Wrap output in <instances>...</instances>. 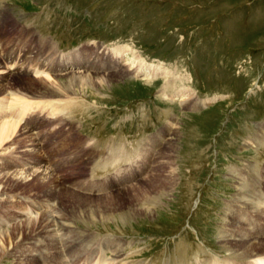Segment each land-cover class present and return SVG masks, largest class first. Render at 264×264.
<instances>
[{
  "label": "rangeland",
  "instance_id": "374dc122",
  "mask_svg": "<svg viewBox=\"0 0 264 264\" xmlns=\"http://www.w3.org/2000/svg\"><path fill=\"white\" fill-rule=\"evenodd\" d=\"M40 40H48L46 51ZM0 43L8 49L0 48V66L14 48L23 50L21 61L50 50L57 61L77 60L72 69L51 68L61 74L54 85L60 92L56 99L41 100L58 105L76 100L73 111L69 105L61 110L62 118H50L48 109L36 105L42 86L53 89L43 74L21 68L2 88L27 98L26 105L15 103L21 131L0 147V166L11 158L32 160L33 169L45 164L61 184L75 189L72 193L92 199L138 184L148 197L131 200V190L116 195L114 205L64 195L47 202L40 184L29 177L0 196V219L25 215L27 207L42 213L46 208L39 205L47 203L61 223L55 231L66 251L62 264L78 261L77 253L85 249L96 251L93 262L104 253L109 259L104 264H196L239 255L230 245L236 239L235 216L252 220L254 212L264 214V203L244 202L264 200V132L258 133L264 127V0H0ZM135 60L139 70L129 73ZM83 64L105 74V81H78L65 93L71 79L66 73L82 71ZM33 139L41 142L40 152ZM92 143L103 153L113 144L124 145L121 163L95 167L81 154ZM44 157L47 162L41 163ZM106 182L119 183L118 189L85 192L84 184ZM99 202L103 206L96 207ZM34 238L35 251L44 243L54 247L46 234ZM20 240L8 246L0 264H16L15 252L32 245L23 240L14 250ZM42 250L36 254L51 260L53 251ZM83 259L91 262L89 256Z\"/></svg>",
  "mask_w": 264,
  "mask_h": 264
},
{
  "label": "bare ground",
  "instance_id": "6f19581e",
  "mask_svg": "<svg viewBox=\"0 0 264 264\" xmlns=\"http://www.w3.org/2000/svg\"><path fill=\"white\" fill-rule=\"evenodd\" d=\"M26 25V24H25ZM27 31V30H26ZM37 37V36H36ZM21 38H23V36H21ZM41 38V37H40ZM41 43H42V40H40ZM39 41V43H40ZM48 40H44L42 45H41V48H43L42 50H45L46 51V47L49 45L47 43ZM38 42V41H37ZM38 43V45H39ZM40 43V44H41ZM1 44V43H0ZM22 44L24 46H26L27 50H29L28 46H30V42L29 40H24L22 42ZM35 44V43H34ZM52 44V43H50ZM2 45V44H1ZM36 45V44H35ZM52 46V45H51ZM37 47V46H36ZM49 47V46H48ZM55 47V46H54ZM3 48V46L1 47V49ZM56 48V47H55ZM4 50H7L6 48H3ZM52 49V47H51ZM125 49V48H124ZM129 49V48H128ZM13 50H15L13 52L12 55H7V57L9 58V62H6V63H3L1 66H0V95H3L4 98H0V147L4 145H7L6 144V141L9 137H11L16 131H21V129L18 127L19 126V120L21 122V116L20 118L18 117V119L15 120V111L16 109L14 108L15 107V103H18V105H22L25 103L27 96L22 93H13V92H10L9 90L8 91H5L4 89V86H6V84L8 85V81L10 78H12V76H17L19 73V70H21V68L23 69H30V70H33L32 72L34 73H37L39 75H42L45 76V78L47 79H51L50 81H52V85L53 86V89L51 87H48L49 84L46 83V85L48 86H42L45 90H43V92H40L38 94H35L36 96H38L37 98L40 99V101L37 102L36 105H40L42 104L43 108L42 109H48L47 111L49 112V115L52 116L50 118H62L60 117L61 115L60 112L61 110H63L64 108L67 107V105H69L70 108H72V111L73 109L75 108V101H66L64 102L65 104H61V105H58V104H55V103H50L49 101H52L51 99L48 101H41L43 97H46V96H56V95H59V92L60 90L58 91L54 85L56 84L55 80H57V76L61 75V74H57L55 73L56 70H52L51 68H54V66L57 67V69H59V67L61 68H64V67H67V66H70V68L72 69V67L74 65L77 64V60L74 59V62L72 60V58H67L65 60V62H60V61H57L56 60V57H55V51H49V52H46V54L41 51L39 54L36 53L35 57L32 58L30 57V59L26 60V61H21L20 60V57H21V49H16L14 48ZM39 50V48H38ZM126 50V49H125ZM17 51V52H16ZM127 51V50H126ZM38 52V51H37ZM56 60V61H55ZM134 61V60H133ZM73 62V63H72ZM7 63H11L10 64V67L13 66L15 69L14 71H10ZM136 64V60H135V63ZM82 65V64H81ZM85 64H83L82 66V71L79 70V71H73V70H70L68 71L66 74H69L70 75V78L69 79V84H68V87L66 88H63V91H65V93H69V90H71V88H73L74 84L77 83L78 81L79 82H92L94 85L97 84V82L95 80H99V81H105V77H103L105 74L101 73V72H98L96 74H94L92 72V70H88L86 68V66H84ZM131 67V66H130ZM129 67V68H130ZM139 62L134 66V68L132 69H129L128 72H132V73H136L138 70H139ZM165 67V66H164ZM80 72H82L83 74H79ZM77 73L79 75H77ZM161 73L163 74L164 73V70L161 71ZM154 72L151 73L150 76H153ZM170 74V72H165V75L164 76H167ZM155 75V74H154ZM63 76V75H62ZM160 76V75H159ZM19 77V76H18ZM149 77V76H148ZM151 78V77H150ZM13 79V78H12ZM11 79V80H12ZM31 79V78H30ZM37 79V78H36ZM43 79V78H41ZM47 79H44L47 81ZM27 80V79H26ZM32 80V79H31ZM35 80V79H34ZM42 80V81H44ZM21 81V80H20ZM29 81V79H28ZM49 81V82H50ZM175 81V80H174ZM17 83V82H16ZM22 83V82H21ZM31 83V82H30ZM39 83H40V80H39ZM38 83V85H39ZM44 83V82H43ZM103 83V82H102ZM15 84V83H14ZM13 84V86H14ZM42 84V83H41ZM40 84V85H41ZM65 84V83H64ZM81 84V83H80ZM92 84V85H93ZM98 84H100V82H98ZM168 84V83H167ZM43 85V84H42ZM67 85V84H66ZM64 85V86H66ZM90 85V84H89ZM170 85V84H169ZM168 85V86H169ZM59 86V84H58ZM57 86V88H58ZM167 86V87H168ZM24 87V86H23ZM26 87V85H25ZM37 87V86H36ZM39 87V86H38ZM60 87V86H59ZM63 87V86H62ZM82 87V86H81ZM20 88V87H19ZM14 89V88H13ZM39 89V88H38ZM42 89V88H41ZM164 89V87H163ZM21 90V89H20ZM26 90V88H25ZM33 90V89H31ZM40 90V89H39ZM38 90V91H39ZM62 89H61V93L63 92ZM35 92V91H34ZM73 92V90H72ZM183 92V91H182ZM37 93V92H36ZM60 93V94H61ZM32 94V93H30ZM183 94V93H182ZM24 96V97H23ZM33 96V95H32ZM31 96V97H32ZM57 97V96H56ZM33 98V97H32ZM55 98V97H54ZM53 98V100H55ZM65 98V97H64ZM77 98V97H75ZM74 98V99H75ZM66 99V98H65ZM64 99V100H65ZM70 99V98H69ZM72 99V98H71ZM12 101L14 102L13 104H11L12 108L11 107H7V105L9 104L8 101ZM58 100V99H57ZM56 100V101H57ZM63 100V99H62ZM59 101V100H58ZM196 102V101H195ZM58 103V102H57ZM71 103V104H70ZM197 103V102H196ZM34 104V105H35ZM82 104V103H81ZM26 105V103H25ZM31 105H33V103H31ZM73 107H71V106ZM79 106V105H78ZM19 108V107H18ZM25 109L29 108V107H24ZM23 108V110H24ZM32 108V107H31ZM29 108L30 110H33ZM37 108V107H36ZM15 109V110H13ZM67 109V108H66ZM68 110V109H67ZM39 111V110H38ZM42 111V110H41ZM34 112V111H32ZM21 113V111H20ZM27 113V112H26ZM44 113V112H43ZM25 114V113H23ZM41 114V112H40ZM48 114V113H47ZM45 115V114H44ZM168 124V123H167ZM175 125V124H173ZM171 128V127H170ZM172 129V128H171ZM174 129V127H173ZM260 130H258V133L261 135L262 132H264V127L262 128H259ZM23 130V129H22ZM25 130V129H24ZM27 131V130H26ZM23 132V131H22ZM29 132V131H27ZM170 132L169 129L167 131V133ZM175 132V131H174ZM15 135V134H14ZM18 135V134H17ZM20 136V134H19ZM263 136V135H262ZM13 137V136H12ZM16 137V136H14ZM26 137V136H24ZM256 137V136H255ZM21 138V137H20ZM19 138V139H20ZM27 138V137H26ZM252 139V138H251ZM262 139V138H261ZM10 140V139H9ZM12 140V138H11ZM18 140V139H17ZM21 140V139H20ZM19 140V141H20ZM24 140V139H22ZM21 140V141H22ZM27 140V139H26ZM29 140V139H28ZM27 140V141H28ZM18 141V142H19ZM20 141V143H21ZM31 141V140H29ZM34 139L32 140V147L36 148L37 147V152H40L41 150V142L40 141H37V142H33ZM259 141V140H258ZM17 142V141H16ZM17 142V143H18ZM10 143V142H9ZM23 143V142H22ZM14 144V143H13ZM25 144V143H24ZM30 144V143H29ZM168 143H165V145L160 148L158 151H164L163 149H165L166 145ZM16 145V143H15ZM21 145V144H20ZM160 145V144H159ZM24 146V145H23ZM114 148H112V147ZM110 148L108 149L107 152H104L103 151H100L98 149V145L95 144V143H92L87 151L81 153L84 157L87 158V160H90L92 162V164L95 166V167H98V168H107L109 166H113L114 164H117L120 162L121 158L123 157V150H124V145H111ZM174 146V145H173ZM9 147V145L7 147H4L3 149H7ZM20 147V146H19ZM18 147V149H19ZM157 146L154 145V149L156 148ZM2 149V150H3ZM14 149V148H13ZM17 149V150H18ZM15 150V149H14ZM8 151V150H6ZM12 151V150H11ZM20 151V150H19ZM17 152V151H16ZM8 153V152H7ZM13 152H11L10 154H12ZM163 153V152H162ZM28 154V153H27ZM33 154V153H32ZM38 154V153H37ZM2 155H4L2 153ZM29 155V154H28ZM167 155H171V154H167ZM7 156V154H6ZM5 156V157H6ZM40 156V155H38ZM37 156V157H38ZM2 157V156H1ZM14 157V156H13ZM27 157V156H26ZM168 157V156H166ZM172 157V156H171ZM35 158V157H34ZM169 158V157H168ZM125 158H123L124 160ZM127 159V158H126ZM170 160V159H169ZM41 163L43 162H47V159L44 157L43 159L40 158L39 160ZM169 162V161H168ZM32 163L33 161L32 160H29L28 162H20L18 161L17 159H14V158H11L9 159L7 162H5L3 164V166L1 167L0 166V196L1 197H4V196H7L8 193H11V188L14 187V186H18V185H23L25 183V179L27 178H31V180L33 182L31 183H39L41 186V190L43 193L44 196H46V199H47V202L50 200V199H53V201L57 200V199H60L63 195L64 197H69L71 198L73 201L75 199H77L78 201L79 200H82V201H86L85 203H88L90 201H99L101 200L102 203H104L103 201L107 200V202L105 203H108L107 205H114L116 204V198L115 196L120 194V193H127L128 191L131 192L134 191V194H131V200H138V199H146V201L148 200V197L145 193V191L143 190V186L141 184H138L137 185H133L131 186V188H126L125 190L121 188V190L119 189L118 192H115V193H112L110 190H113L111 187L114 186V189H118L117 188V185L119 183H115L113 184L112 182L109 184V186L107 185L108 182H106L105 184H103L102 186H97V187H93V186H87V184H84V189L86 190L85 192H87L88 194H93V193H96L98 191H101V190H109L111 193L108 194V195H103V196H100L99 198L97 199H92L90 197H84V196H81V195H78V194H75L72 193L71 191H75L74 190H69L68 188H66L63 184H61V181L59 178L55 177L54 174L52 173V170L48 167V166H45V164H43V167L40 166L41 169L39 168H36V169H33L32 167ZM121 163V162H120ZM21 168H19V166H21ZM111 166V167H112ZM170 166V165H169ZM46 167V168H45ZM116 168V167H115ZM169 168V167H168ZM172 168V167H171ZM255 168V167H254ZM47 170H49L47 172ZM170 171V170H169ZM55 173V172H54ZM171 173V172H170ZM256 173V172H255ZM170 175V174H169ZM172 175V174H171ZM144 178V177H143ZM149 178V177H148ZM170 178V176H169ZM243 178V177H242ZM142 179V178H141ZM171 179H174V178H171ZM247 179V178H246ZM154 180V179H153ZM152 180V181H153ZM243 180V179H242ZM145 181V180H144ZM154 181H158V180H154ZM96 182V181H95ZM139 182V181H138ZM142 182V181H141ZM34 183V184H35ZM121 183V186H125L126 184V181H123V182H120ZM149 183V182H148ZM245 183V182H244ZM49 185L50 188L46 189L45 188V185ZM157 184V183H155ZM164 183L162 182H158L157 186L160 187L162 186ZM26 185V184H25ZM106 186H108L106 188ZM129 186V185H128ZM25 187V186H24ZM35 187V186H33ZM27 188V187H26ZM29 188V187H28ZM76 188L78 190H81L78 186H76ZM125 188V187H124ZM31 189V188H30ZM109 191H107L109 193ZM80 193V192H79ZM244 200V199H242ZM61 202V201H60ZM244 202L248 203V204H254V205H261L264 203V200L261 199V197L257 196V198L255 200L251 199V200H244ZM66 203V202H65ZM101 202H99L97 204L96 207H100V206H103ZM104 203V204H105ZM244 203V204H245ZM74 204V203H73ZM80 204V203H79ZM40 208L41 207H45L46 208V211L40 213V211L38 209L34 210V209H30V208H24L23 212H25V215L24 214H21V212H17L16 215H9V218H6L4 219L3 217L0 219V260L1 258H3V255L7 252V248L8 246L13 243V240L19 238L21 239L18 243H15L13 245V249L15 250V248H17V246H19V244L23 241V240H29L31 239L29 242L32 244L33 243V240H35L34 236L36 237V241H38L39 239H41L43 237V234H46L47 235V238H48V241L53 243L54 247L52 246H47L48 243H44V246L41 247V249H39L38 247V250H34V247H35V244H32L30 245V247L25 250V251H19V252H15V256L17 257L16 254H19V256L17 257V260L18 262L16 264H54L53 262H55V264H62V259L64 257H66V251L63 249L61 250V246H58V239L56 238V231H55V227L60 225L61 223H59V219L57 218L56 216V213L54 210L51 209V206H48L47 203H43L42 205H39ZM63 206V205H62ZM246 207H249V206H246ZM257 208V207H256ZM255 208V209H256ZM30 210V212L32 214H34V216H31V213H28ZM98 210H100L98 208ZM244 210V209H243ZM246 210V209H245ZM260 212L259 210H257V213ZM254 216L256 218H253L252 220L249 219V218H246L245 215L242 214V218L239 217L236 219V216H235V220H237V222L234 223V225L236 224V229H233L232 230V234H235L233 237L236 239L234 240L235 243H231L230 245L231 246H234L236 247L240 253L238 256H236L234 259L230 258H226L224 260H218V259H204V260H198L196 264H264V214L262 215L261 212L259 214H256V212H254ZM59 214V213H58ZM257 215H258V218H257ZM262 215V216H261ZM26 216V217H25ZM59 216V215H58ZM253 216V215H252ZM34 217V218H32ZM62 218V217H61ZM11 223V227L10 229H8V226L9 224ZM245 225H247V229H245ZM62 228V227H61ZM57 231L58 228H56ZM60 233V231H59ZM58 233V234H59ZM62 235V234H61ZM58 236V235H57ZM60 236V235H59ZM227 239V238H226ZM222 240V239H221ZM15 242V241H14ZM60 243V242H59ZM24 244V243H22ZM227 244V243H226ZM22 246V245H21ZM26 246V245H25ZM45 248H48L49 250L53 251V255H49V257L51 258V260L49 261H46V260H43L41 259V257H39V255H37L36 253L37 252H40V251H43L42 249H45ZM23 249V248H22ZM45 251V250H44ZM9 252V251H8ZM46 252V251H45ZM45 252L44 255H45ZM11 253V252H10ZM13 253V251H12ZM41 253V252H40ZM47 254H50L48 252H46ZM118 252H116L114 254L115 258L118 257L117 255ZM96 251L94 250H89V249H85V251L81 253H77V259H79L78 261H73L72 264H104V260H107L105 259V256H104V253H102V255H99L97 257V260L93 262V260L95 259L96 257ZM74 255V254H73ZM82 255V257H81ZM46 256V255H45ZM83 256H89L90 257V260L91 262H88L86 259L84 260L83 259ZM47 257V256H46ZM15 260V259H13ZM240 260V261H239ZM61 261V262H60ZM76 262V263H75Z\"/></svg>",
  "mask_w": 264,
  "mask_h": 264
}]
</instances>
